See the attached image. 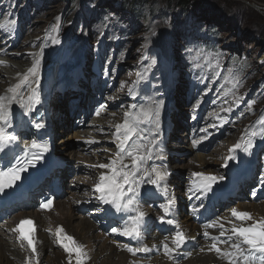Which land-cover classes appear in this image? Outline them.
I'll use <instances>...</instances> for the list:
<instances>
[{
  "label": "bare ground",
  "instance_id": "bare-ground-1",
  "mask_svg": "<svg viewBox=\"0 0 264 264\" xmlns=\"http://www.w3.org/2000/svg\"><path fill=\"white\" fill-rule=\"evenodd\" d=\"M20 10L21 9H19V13ZM7 11V8H0V17L3 12L7 13ZM22 13L23 14L17 24L18 30H16V25L12 28L0 29V52L2 54H7V58L16 59L18 62V67L12 68L13 71L17 72V75L14 78H6L5 80L0 76V96L11 95L7 92V89L19 83L23 78V75L27 72V69L32 66L34 60L37 58L35 54L40 53L39 82H36V78L29 77V81L22 85L19 90V95L26 99L32 89H37L39 92V102L32 106L28 115H24L25 109L21 108L19 103L14 101L10 106L12 112L11 126L6 129L7 132L13 130L15 135L17 132L18 138L20 139L22 136L18 131L22 129L21 123L24 120V123L33 129L35 139L38 140L40 139L41 134L45 132V129L51 130L52 128L58 127L53 120V117L56 116L58 110H50V95L59 98L58 102H60V104L57 106V108H59L64 99L69 96L72 88H75L72 83V77L70 75H64L62 70L69 65L72 56H78L83 52L87 53L88 49H85L82 53H78L75 50L73 55H67V52L58 46L59 44L50 43L58 37V34L54 36L51 34L52 30L48 31L42 38L29 40L28 36H37L40 34V30L44 28V25L39 23V21H36L33 13L31 15L28 14L29 8H26ZM15 30L16 32L14 33ZM11 36H14V39H10ZM92 36L94 39L95 33H93ZM83 39L86 42L90 41L87 40L85 36L81 38L82 41ZM26 46H29L30 48L36 46L37 50L30 54L27 50H24ZM82 50L83 49L81 48L80 52ZM157 57L156 54L150 56L149 73H147L141 81V84L151 83L155 86L156 90L152 95L143 96V99L148 100L147 106L140 105L135 109V114L141 112V110L152 109L151 119L147 121L149 132L145 136V145L139 146L138 142L140 140L136 137L131 145V149L138 150L140 154L145 156L146 159L144 164L141 165L142 168L150 169L151 167H157L161 172H164L166 165H173L169 167V171L167 172L171 179L165 177L159 182V184H161L160 186L146 182L141 185L138 206L145 213L144 216L149 219L148 223L145 224L144 231L141 232V243H136L131 237L120 235L119 233L114 234L115 238H109L102 229V225L106 223L108 226L117 223L119 226L123 225V227H125L127 224H130V217L135 214L134 212L114 213V221L110 222V215H107L106 218L102 220L94 218L84 212L83 214L82 209H80V205H82V207L88 206V204H90V206L95 205L94 202L99 193L94 191V185L98 182L100 174L108 171L107 169H100V171L97 172V165L108 163L110 159L115 157V151L105 149V151L110 152V154L104 157H98L99 163L97 164H94L91 161L88 162V159L83 155L68 151L66 154L67 160L69 159L70 161H73L69 163L73 165L77 173L83 172L85 174V172H87L88 177L85 179L89 185L86 193L83 195L72 194L70 197L66 196L60 202L58 201L56 203L49 214H33V216L30 217L37 226V263L34 262V257L30 254L27 247L17 239L11 226H0V264H26V262H28V264H76V254L72 253L70 256L61 246V243L58 242L56 234V228L58 226H62L64 230L63 233H61V236L64 234L72 236L79 244L83 245V251L87 253V256L83 258L82 264H229L228 259L221 253L210 250L213 241H209L208 238L220 236V232L224 231L225 235L221 236L224 240L219 238L218 240L223 241L216 242L217 247L222 251H234L231 248V245L233 243H241L242 239L232 235V227H248L258 221L264 220L263 202L259 205H239V207L236 208L239 212L249 213L251 219L238 220L232 215L230 217H222L220 215L214 221L216 222L215 226L210 227V229L205 231L190 223L191 208L189 195L191 192L190 187H188L185 182L194 177V172H203L206 175L219 172V167H216V165H218V163H216V157H220L222 151L227 149L229 145L238 142L239 129L238 127L234 129L233 137L231 140L225 141V144L219 142L226 137V132L232 130L233 127L230 124L225 129L224 133H221L216 137L219 146L212 149L210 155H207L204 151L205 156L196 155L193 159H185L184 164H181L183 159H177L175 155L171 156L168 153H166L167 158L163 163L153 160L152 156L154 154H158L159 152L164 153V151L158 150L159 146L164 145L163 140L161 139L160 142L157 141V137H161L159 128L163 121L162 114H169L168 119L172 124L175 122L178 123V119L181 121L180 124H182L185 120V115L182 111H188L187 108H182L177 114L178 118L172 112H167L164 97L168 94L169 89L166 85V80L167 76L170 77L172 70H170L168 62L165 61L167 57L166 51L162 53L164 61L160 57ZM159 61L162 62L161 65L158 64ZM19 66H21L20 73L18 72ZM72 66H70L71 68L69 67V72H71V69L73 68ZM81 71L84 74L87 73L84 68H82ZM122 72H126L127 76L123 75L121 77V83L127 81L128 77L133 75L131 71L127 72L126 67L119 70L118 74L120 75ZM53 74L58 83L54 84L49 82V80L52 79ZM74 93L75 92L73 91V94ZM177 93L182 95L180 85L177 87ZM76 98H78V96L75 94L71 95V99ZM17 99H19V96ZM179 100L182 101L183 99L180 98ZM92 105H95V102H92ZM157 108L158 115L153 116V114L156 113ZM36 109L38 110L36 111ZM49 114H51L52 117H49ZM196 115V125L199 127L205 125L207 121V110H198ZM118 118L121 119V116H118ZM63 122L64 124L68 123L67 121L65 122V120ZM119 123H121V121L110 126L108 124L96 122L94 125L97 132L93 133L99 136L93 137V139L99 141H101V139L103 141L112 139L111 127H114ZM36 124H41L42 127L37 128ZM253 132L256 133L255 136L250 135ZM261 135L262 131L258 126L252 127L248 130L240 143L243 149L246 142L251 140L252 147L245 154L240 153L229 163L234 169L240 167L241 175L245 177L246 174V177L249 180L261 174V169L256 166L254 160L255 149H257L259 153L264 154V144H257ZM81 136V133H72L68 136L69 138L67 137V139H61L58 141V152H66V150H69L67 144L69 141H82L83 143H87L86 141H89V138L91 137ZM102 136L109 138H100ZM90 140H92V138H90ZM18 144L19 141L16 143V146ZM75 145H78V143H75ZM83 145L85 146L79 145L78 150L85 153L87 144ZM105 146H109V144L105 143ZM126 148H128V146H126ZM148 149H151V159H147L149 155ZM124 155L125 153L123 156ZM207 158H209L210 161H208ZM103 160L105 162L101 163ZM123 162L126 164L131 163L126 157H124ZM84 165L87 170L82 167ZM176 171L180 173L176 174ZM146 179L147 178L145 177V180ZM173 179L178 182V186H175V188L179 189V194L177 191H174L175 183ZM262 179H264V176H262L261 180ZM218 182L223 183L224 180L218 179ZM194 184H196L195 181L192 182V185ZM235 184L236 181H234L233 185ZM243 184H246V181L243 182ZM262 186H264V184H262ZM72 187H76V184ZM142 193H146V199L142 198ZM259 197L264 200V190ZM167 201H171L174 204V207L170 210V218L167 217L166 213L165 205ZM148 202L152 205L149 206ZM106 206L109 205L106 204ZM56 207L60 211V214L53 216ZM168 220H173L179 231L183 232L190 242V247L183 251V254H188V256L180 259L177 263L172 260L174 256L172 251L165 254L163 247V244L167 243L169 248H172L173 251L176 249L172 240L176 231L171 230L170 226L167 224ZM153 225L159 227L157 232L152 233V231H150ZM221 225L223 227H221ZM205 232L209 233L208 237H205ZM142 247L147 248L148 251L141 252V256L133 255L127 251V248L136 249ZM242 249L245 253H248V248ZM257 253L258 252L250 253L249 261L240 259L239 264H260L261 259L257 256ZM233 259H235V257Z\"/></svg>",
  "mask_w": 264,
  "mask_h": 264
},
{
  "label": "rangeland",
  "instance_id": "rangeland-1",
  "mask_svg": "<svg viewBox=\"0 0 264 264\" xmlns=\"http://www.w3.org/2000/svg\"><path fill=\"white\" fill-rule=\"evenodd\" d=\"M126 1L0 0V8L8 9L0 17V29L16 25L18 30L22 12L29 8L28 14L33 13L36 21L44 25L41 33L28 36L29 40L42 38L52 30L53 36L58 34L54 40L59 42L54 43L52 40L50 43L59 44L67 54L72 52L73 55L75 50L82 53L88 49L87 53L83 52L80 56L81 65L89 61L90 74L96 70L113 77L120 67H126L133 76H129L127 84L125 81L120 85L122 91L132 88L136 80L149 71L151 55L156 54L163 60L162 53L166 51L168 66L179 80L186 77L199 84L203 99L202 95L199 97L203 101L218 94L228 106L234 101L242 102L248 96L250 108L244 120L249 117L258 120L264 116V0H146V3L136 5L133 11L127 8ZM180 2H183L182 6ZM84 36L90 41H82ZM10 39H14V36ZM81 48L83 50L80 52ZM24 50L31 54L37 49L36 46H26ZM111 57L114 59L112 62ZM0 61L4 62L0 64L1 78H14L17 72L12 68L18 67L16 59L7 58V54L0 52ZM161 63L158 62L159 65ZM20 71L21 66L18 69ZM123 74L127 76L126 72ZM50 82L53 83V80ZM58 100L57 96L51 95L52 104ZM120 107L97 121L113 124L117 112L123 111L124 107ZM60 115L63 117V113ZM245 130L246 127H241L238 136L241 137ZM81 134L82 137L87 134L97 136L87 129ZM68 136L61 139H67ZM173 139L167 141L166 150L178 157L182 156V164L185 159H193L196 155L205 156L203 152H191L188 149L190 147H186V139L180 138V134H176ZM75 142L67 143L68 151L83 155L88 162L97 164L98 157L110 154L105 151L109 149L104 146L105 141H100L98 146L85 154L78 150ZM110 150L113 151V148ZM222 155H226V152L223 151ZM207 160L210 161L209 158ZM82 167L86 168L85 165ZM100 169L98 167L96 171ZM85 177H88L87 172H81L72 180ZM86 185L83 179L73 193H81ZM56 214H60L58 209L53 216Z\"/></svg>",
  "mask_w": 264,
  "mask_h": 264
},
{
  "label": "snow or ice",
  "instance_id": "snow-or-ice-1",
  "mask_svg": "<svg viewBox=\"0 0 264 264\" xmlns=\"http://www.w3.org/2000/svg\"><path fill=\"white\" fill-rule=\"evenodd\" d=\"M2 27V26H0ZM54 43L59 41L54 40ZM36 59L34 60L31 67L27 69V72L23 75V78L19 83L9 87L7 92L11 95L0 96V151H3L8 142L16 139L14 135L9 134L6 129L11 126L12 112L10 106L13 102L19 103L20 107L25 109L24 115H28L32 106L39 102V92L37 89H32L27 98L19 95V90L22 85L29 81V77L36 78V82H39V66H40V53L35 54ZM4 63L0 61V64ZM19 96V99H17ZM135 107V106H133ZM156 115H158V108L156 110ZM151 110H141L136 120L130 117L129 113H125V119L122 123L115 125V141L117 142V152L115 157L110 159L108 163L99 164L97 167L101 169H107L108 171L102 172L98 178V182L94 185V191L99 193L97 199L103 203L110 205L116 210V212H134L135 214L130 217V224H127L123 228H112L113 233H119L120 235L137 238L141 235L140 222L143 220L145 213L138 206V197L140 195L141 185L143 183H149L152 185H158L161 180H163L167 173L161 172L157 167L142 168L141 165L145 162V156L140 154L137 150L134 154L132 151H128L127 154L130 157L131 163L126 164L123 162V154L127 151L126 146L131 140L132 136L137 132V124L141 122H146L151 119ZM259 123L264 124V116L259 120ZM36 127H42L41 124H36ZM250 135L255 136L256 133L253 132ZM32 148H37L35 142L31 145ZM242 145L237 143L233 149H229V152L235 149H240ZM252 147L251 140H248L243 147V151L247 152ZM46 150V149H45ZM27 151V150H26ZM149 155L147 159H151V149H148ZM232 157H229L231 159ZM33 159L38 160V156H33ZM29 164L32 160L27 161ZM23 167H18L13 165L6 172L0 171V192H3L5 188L11 187L15 181L20 179V173L25 171ZM193 176L201 178L200 190L203 193L210 192L212 190L213 184L217 182V179H223V177H216L210 174H205L203 172H194ZM139 177V178H138ZM145 177L147 178L145 180ZM171 204L172 202L169 201ZM52 201L48 200L41 204V208L47 209L51 206ZM167 211V210H166ZM233 217L238 220L251 219V215L247 212H239L236 209L231 210ZM163 219V218H162ZM167 223H174L173 220H168ZM216 222L208 225V227L215 226ZM33 221L30 219L21 220L13 231L19 232V239L27 240L28 247L32 249L33 255L36 253V249L33 246V240L24 235V226L32 225ZM221 227H223L221 225ZM62 226L56 228V234L58 237V242L66 252L71 256L75 253L76 264H82L83 258L87 256V253L83 251V245L79 244L72 236L63 233ZM232 235L237 236L242 239V243L248 246V253L242 249L240 243H233L231 248L234 251H222L217 247L216 241L217 237H211L213 243L210 246V250H214L217 253H221L225 258L228 259L229 264H239L240 259L244 261H249L250 253L258 252L261 254L260 264H264V220L258 221L248 227H236L233 226L231 229ZM205 237L209 236L208 232L204 233ZM224 231L220 232V236H224ZM231 238V237H229ZM173 244L178 248L182 245L186 237L183 232L177 231L172 238ZM23 247V245H22ZM165 254L173 251L169 248L167 243L163 244ZM127 251L135 255L137 252H146L147 248H127ZM235 257V259H233ZM254 259V258H253ZM28 264V262H26Z\"/></svg>",
  "mask_w": 264,
  "mask_h": 264
},
{
  "label": "trees",
  "instance_id": "trees-1",
  "mask_svg": "<svg viewBox=\"0 0 264 264\" xmlns=\"http://www.w3.org/2000/svg\"><path fill=\"white\" fill-rule=\"evenodd\" d=\"M123 1V0H122ZM126 1V0H125ZM146 3V0H128L126 1V5L128 9H131V11L134 10V7L138 4ZM183 5V2H180V6Z\"/></svg>",
  "mask_w": 264,
  "mask_h": 264
}]
</instances>
